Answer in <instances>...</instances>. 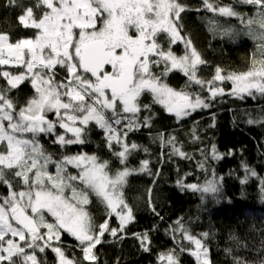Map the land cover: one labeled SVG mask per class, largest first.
<instances>
[{
    "label": "snow or ice",
    "instance_id": "1",
    "mask_svg": "<svg viewBox=\"0 0 264 264\" xmlns=\"http://www.w3.org/2000/svg\"><path fill=\"white\" fill-rule=\"evenodd\" d=\"M203 5L221 17L236 18L247 29L246 35L261 41L259 56L253 53L248 70L222 74L223 69L217 67L211 80L198 76V66L206 61L191 40L181 35V14L187 9L180 0H36L35 8L26 7L18 17L24 28L35 30L32 37L12 42L7 33H0V66L22 69L18 73L0 70V78L7 83L0 88V185L7 189L6 195H0V264H40L36 253L46 249L55 254L56 264H79L62 247L64 233L77 242L83 260L95 264L94 249L105 233L117 237L134 221L125 199L128 177L152 173L148 160L141 161L139 169L127 167L129 156L139 146L126 141L128 132L151 127V116H140L151 110L141 102L145 94L177 122L198 109L210 108L217 96L264 98V0H234L228 5L203 0ZM236 5L251 6L254 13L250 16ZM6 6H17L16 0H6ZM36 9L41 10L39 16ZM209 24L217 30V22L209 20ZM254 24L261 31H254ZM162 34L167 37V48L159 41ZM222 34L239 35L234 29H224ZM178 42L185 47L179 56L172 50ZM161 66V71H155ZM61 69L65 75L58 78ZM171 71L182 72L189 87L199 86L209 95L173 89L165 82ZM26 80L34 94L17 107L10 93ZM225 81L232 84L230 93L220 86ZM247 123L264 125V115ZM93 125L104 133L109 150L123 167L114 169L109 160L95 154L70 151L90 142ZM157 138L161 147H171L170 155L191 159L182 145L177 146L176 137L160 133ZM44 139L57 145L59 152L49 151ZM211 155L222 158L215 145ZM199 167L207 171L203 162ZM244 171L241 183L257 176L247 165ZM221 180L213 171L202 185L177 183L202 195L217 196ZM151 192L148 203L156 213ZM93 197L104 207L103 223L96 224L88 210ZM113 216L119 228H110ZM172 232L179 252H188L197 264H211L204 243L208 233L197 237L180 221ZM138 239L144 251H150L148 234ZM184 241L194 247L185 248ZM233 259L234 264H249L240 257ZM158 261L180 264L177 249L160 253ZM256 264H264V249Z\"/></svg>",
    "mask_w": 264,
    "mask_h": 264
},
{
    "label": "trees",
    "instance_id": "2",
    "mask_svg": "<svg viewBox=\"0 0 264 264\" xmlns=\"http://www.w3.org/2000/svg\"><path fill=\"white\" fill-rule=\"evenodd\" d=\"M180 2L187 9L181 14V35L191 40L193 47L206 61L199 67V77L211 80L217 67L223 69L222 74L248 70L253 53L258 55L257 45L261 41L246 35L247 29L236 18L221 17L207 11L203 0ZM211 2L228 5L233 4L234 0ZM16 4L15 7L6 6V0H0V33H7L12 42L32 37L35 31L24 28L18 17L26 7L35 8L36 0H16ZM236 7L250 16L254 13L251 6ZM35 11L39 16L41 10ZM209 20L217 22V30H212ZM224 29H234L239 35H223ZM159 41L164 48L168 47L167 37L163 34ZM172 50L183 55L184 44L178 42L172 46ZM162 67L155 71H161ZM0 70L13 73L22 71L4 66H0ZM64 75V71L59 70L58 78ZM165 82L177 91L198 92L203 97L208 96V92L202 91L199 86L189 87L187 77L179 71L169 72ZM230 84L231 82L225 81L221 86L229 91ZM4 87H7V83L0 78V88ZM33 94L34 90L27 80L10 93L17 107L23 106ZM141 102L151 106L150 111L140 113L141 118L151 116V127L128 132L126 142L137 144L139 150L129 156L127 167L139 169L141 161L148 160L152 174L136 172L128 177L124 190L125 199L133 209L135 219L126 226L124 232H118L117 237L105 233L103 242L94 249L97 256L95 264H161L158 261L159 254L172 248L177 249L180 264H196L188 252H179L173 239L172 229L176 227L177 221L197 237L202 233L209 234L204 243L209 250L211 264H234V257L256 264L264 249V184L261 183V179H264V125L248 124L247 120H258L264 115V98L257 96L255 99H239L230 94L217 96L211 101L210 108L198 109L179 122L161 105L153 103L150 95L145 94ZM160 133L165 138L176 137L177 146L182 145L181 150L191 156V159L170 155L171 147H161L157 138ZM89 140L85 145L73 146L70 151L95 154L101 159L109 160L114 169L123 167L109 150L104 133L94 125L90 126ZM43 143L49 151L59 152L58 146L53 145L50 140L44 139ZM213 145L221 154V159L212 158ZM113 148L118 146L114 144ZM201 162L205 164L207 171L201 170ZM245 165L255 170L257 176L250 177L247 183H241L245 176ZM213 171L218 178H222L217 196L202 195L177 183L182 181L185 185H202L206 177L211 178ZM149 189L152 190V206L159 215L149 206ZM6 194L7 189L0 185V195ZM88 210L96 224L104 222V207L94 197ZM108 222L110 228H119L115 216ZM144 233L151 240L150 251H144L138 239V235ZM176 236L179 239L180 234L176 233ZM183 244L185 248H191L186 241ZM76 245L77 242L67 233L62 235V247L66 255L69 258L75 257L79 264H89L83 260V254ZM36 255L40 264H56V256L50 249H46L44 253L37 251Z\"/></svg>",
    "mask_w": 264,
    "mask_h": 264
},
{
    "label": "rangeland",
    "instance_id": "3",
    "mask_svg": "<svg viewBox=\"0 0 264 264\" xmlns=\"http://www.w3.org/2000/svg\"><path fill=\"white\" fill-rule=\"evenodd\" d=\"M254 27H256V28H253L254 29V31H256V32H259V31H261L260 29H259V27H258V25H253ZM30 38V37H29ZM179 50V49H178ZM177 52V51H176ZM176 54V53H175ZM176 55H179L178 53L176 54ZM259 56V52H258V55H257V57ZM4 67H9V66H7V65H3ZM199 67H200V65L198 66V76H199ZM180 72V71H179ZM182 73V72H181ZM183 74V73H182ZM217 84H220V82H216ZM231 85V87H230V90L229 91H226L225 90V93L226 92H231V89H232V84H230ZM220 86H221V84H220ZM221 87H223L224 88V86H221ZM208 95H209V93H208ZM262 195H263V198H264V193H263V191H262ZM117 219V218H116ZM117 221H118V219H117ZM118 223H119V221H118ZM187 243H188V241H186ZM189 244V243H188ZM191 246V248H193L194 246L193 245H190ZM190 255V254H189ZM191 256V255H190ZM193 259H194V261H195V263L197 264V262H196V259L193 257V256H191ZM210 259V258H209Z\"/></svg>",
    "mask_w": 264,
    "mask_h": 264
}]
</instances>
